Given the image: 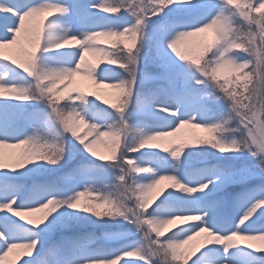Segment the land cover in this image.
Here are the masks:
<instances>
[{"label":"snow or ice","instance_id":"snow-or-ice-1","mask_svg":"<svg viewBox=\"0 0 264 264\" xmlns=\"http://www.w3.org/2000/svg\"><path fill=\"white\" fill-rule=\"evenodd\" d=\"M257 240L264 0H0V264H264Z\"/></svg>","mask_w":264,"mask_h":264},{"label":"rangeland","instance_id":"rangeland-1","mask_svg":"<svg viewBox=\"0 0 264 264\" xmlns=\"http://www.w3.org/2000/svg\"><path fill=\"white\" fill-rule=\"evenodd\" d=\"M106 43V42H105ZM87 60L91 61V62H95V57H93L91 54L89 57H86ZM75 80L79 83V87L81 88L82 91L84 92H89L91 90H93V86L91 84V81L88 79L87 76H83V75H77L75 77ZM84 128L83 126H81V131H83ZM193 134L196 135H201V136H206V133H203L201 130L198 129H189L187 127L181 129L180 133L177 134L176 139H188L191 140L193 138ZM18 151V150H17ZM99 152H101L102 154H106V151L101 147L98 149ZM30 218H35V216L30 217ZM171 227V226H169ZM250 243H253L256 247L259 248H264V241H250ZM16 255H14L13 253H11L8 257L9 260H15ZM16 264H19L18 261H16Z\"/></svg>","mask_w":264,"mask_h":264},{"label":"bare ground","instance_id":"bare-ground-1","mask_svg":"<svg viewBox=\"0 0 264 264\" xmlns=\"http://www.w3.org/2000/svg\"><path fill=\"white\" fill-rule=\"evenodd\" d=\"M90 54H86V57H89ZM14 255H16V251L13 252Z\"/></svg>","mask_w":264,"mask_h":264}]
</instances>
